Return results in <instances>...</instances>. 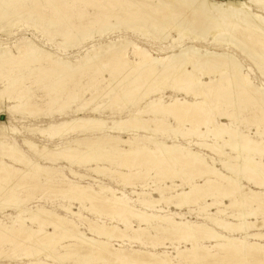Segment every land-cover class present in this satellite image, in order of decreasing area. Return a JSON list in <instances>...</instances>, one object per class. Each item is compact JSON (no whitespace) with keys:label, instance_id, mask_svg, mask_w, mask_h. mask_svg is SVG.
Here are the masks:
<instances>
[{"label":"bare ground","instance_id":"1","mask_svg":"<svg viewBox=\"0 0 264 264\" xmlns=\"http://www.w3.org/2000/svg\"><path fill=\"white\" fill-rule=\"evenodd\" d=\"M109 1L112 10L117 5L115 1H121L122 4L119 5L120 7L117 6V9L119 7V10L123 12L122 14L130 17V20L127 21L122 18L118 19L116 25L124 23V21L134 20L141 21L142 25H146L149 22L155 30L153 29L154 32L152 31V33L149 31L148 35L156 40H168L173 33H177L178 37L176 42H181L184 37L191 36L196 41L205 42L211 40L219 46H227L229 50L234 47L264 74V0H237V2L232 0ZM44 2L51 8H57L59 1L45 0ZM74 2H76L75 4L81 3V7L99 9L101 17H106V15L108 17L109 15L106 12L107 6L102 5L101 0H74ZM12 7H17L22 12H25L28 18L34 17L35 19H32L31 22L37 24V26H39L37 20H41L43 17L47 18L45 11L44 14L43 12L41 13L43 6L39 0H0V34L2 32L6 34L9 32V29L6 30L2 22L6 20V14H8L6 9H12ZM70 8L73 9L75 7L70 6ZM84 16L81 15L78 18V22L75 23L70 21L66 16L62 19L66 20V25L70 29H75L77 26L85 27L90 22L94 24L99 21L95 18V20L89 19L87 22H84V19H82ZM8 20L10 21V19ZM55 22L57 21L55 20ZM103 28L101 29L102 31ZM95 32L91 34L93 35ZM123 42L126 45L125 49H118L120 52L115 51L111 58L112 60L118 61L117 69L114 70L119 75L118 79H113L107 87L104 86L105 89L99 90L96 94L93 93L94 95L79 110L85 111L89 106L105 97L110 102H115L116 100L127 101L131 102L134 106L136 104L138 106L143 100L147 99L148 101H146L145 106L139 107L131 118L126 120L122 119L115 123L112 121L114 123L113 130L122 132L130 128L136 132L140 130L153 135L161 133L163 136L168 134V132H172L176 138L182 137L183 139L187 135H194L198 138H210L214 141L213 143L198 141L195 143V146L202 150L212 151V153L217 155L224 154V148L229 147L235 153V156L228 154L225 160H220L223 168V171H221L217 168V160L213 157H210V161H208L201 153L186 148L179 143L169 144L159 142L147 136L133 140H124L121 136L109 137L107 135L109 137L107 139L105 138L106 136L95 138L97 139V141H94V143L96 142L95 144L89 143L95 140H91V137H85L83 139L75 138L68 145L60 146L58 149H50L28 139H24V145L33 155L53 163L58 160H67L69 162H76L77 160L81 162L83 160L85 164H87L86 162H94L96 155H85L89 152V148L91 150L97 148V151L103 152L105 156L106 153L112 156H119V159L125 160V164H123L125 167H134L137 164L135 161L139 157H145L150 162L156 160V170L160 171L166 168L169 175L171 173L169 170H173L174 172L172 173L179 179L181 177L183 178V175L188 176L190 179L187 182L189 190L166 187L169 190L168 192L162 188L158 190L154 189L153 192L160 194V198L157 199L152 193L134 192L138 196H148V199H138L142 209H136L125 201L126 199L128 200L126 194L121 193L122 196H120L119 191L113 188L101 186L100 190L96 191L93 187L81 186L72 182L66 183V185L62 178L52 180L53 182H58L57 188L66 198L79 201L82 205L85 203L90 204V207L87 208L86 205L85 207L89 212L91 210L92 213H97L100 210L98 206H100L104 212L112 215V218H118L123 227L115 224L108 225L102 221L100 224L94 223L88 216L80 212H75L70 205H61L59 208L62 212L72 215L76 220L48 211L43 206H37L35 210L26 209L23 206L24 201L20 198L21 196H18V193H11L9 195L11 197L10 200L15 201V203L12 204V202H6L4 200L5 202L0 204V208L6 209L7 207L8 209V207L15 206L16 209H19V215L16 217L17 220L13 221L12 225L7 227L0 225V234L5 236V238L11 239L17 248L21 246L24 254L14 253L8 259L15 258L19 261V263L12 264H49L46 261L47 259L54 261L55 264H65L66 259H74L75 256L77 257L78 254L83 253L85 259L91 260L93 258V260L101 261L102 264H174L169 257V252L155 254L134 249L119 250L115 249L113 244L111 245V242L125 240H130V242L132 241L134 243L141 242L148 234L149 229H154L157 237L167 236L170 239H174V241L185 240L186 242H192V248L190 249L186 248L180 251L177 248L175 259H191L197 262L211 260L214 256H208L207 252L210 251L212 246L208 247L200 244L199 239H202L214 242L215 245L213 247L219 248L220 252L225 253V255H240V257H254L256 260H263L264 245L260 244V242H264V233L260 230L264 228V220H259L257 217L259 214L264 213V191L253 190L243 184V181L253 185L255 188L264 189V129L261 130L264 127V87L258 86L252 80L251 74L245 72L243 63L229 52L204 50L194 45H189L175 54L158 57L152 54L149 49L140 46L134 41L124 40ZM130 46H133L132 56L135 58V65H132L127 55L128 47ZM15 48H17L21 58L19 60L21 62L18 64L17 61L14 63L13 60L16 58H12L10 49H0V70L6 72V74H0V76L2 81L5 80L7 82L3 94L11 95L13 92H17V85L19 86V84H17L16 79L11 78L10 74L14 67H17L16 65L20 66L22 63H28V65L36 64V67L29 68V72H32L36 76L34 82L37 80L42 81V78L39 76L40 74H46L47 78L49 74L54 75L60 80L67 77L69 73L73 74L76 70L71 61L54 57L50 52L41 49L34 40L28 39ZM96 56L94 55L90 59V64L95 62ZM95 66L97 67V64ZM99 69H102V67H99ZM113 75L114 72L111 73V76ZM202 77H205V80ZM75 80L77 81V79ZM139 80L142 85L144 83L151 87L152 84H157L159 90L161 88L165 91L167 87H170L169 80H171L173 83L171 88L182 92L187 97L184 99L175 97L170 102H166L163 97L157 99L151 98V95L157 91L153 89L145 90L142 85H137ZM61 85L62 87L65 86H63V83ZM62 87L61 89H63ZM124 87H126V90H123ZM18 90L20 91L17 94L15 93V96L12 98L18 105L12 107L11 111L23 109L24 113L27 112L33 115V117L38 118L39 108L33 99V95L31 96L29 93L30 85L29 87L24 85ZM229 90L231 92L237 91L243 96L239 100L248 101L256 108V113L260 117L259 123L257 124L261 127L259 128L261 131L257 130L255 134L260 136V140L253 139L251 133L245 134L238 128L219 123L214 117H212L213 119L209 118L211 110H208L207 101L216 99L215 96L218 92H226L227 96V91ZM57 91L55 92L56 94ZM76 94L78 95V93ZM189 97H192V100H188L187 98ZM201 97H204L205 100H200ZM233 98L235 99L237 97ZM66 100L70 101V99ZM229 100L231 101L233 99ZM65 103L67 106V102ZM99 108L101 106L98 104L97 107L92 108V112H96ZM253 113L255 114V112ZM220 115L227 118L239 117V113L225 114L220 112ZM146 117L149 119H145ZM170 118L176 120L183 127L185 124H190L192 128L190 127L187 131L180 127L173 128L167 122ZM201 126H204L205 129H201ZM106 128V120H100L94 117H79L71 121H63L56 126L51 125L49 129H24H27L31 135L37 134L44 137V135L48 134L51 138L58 139V137L64 134L66 135V133L83 135L93 130L105 131ZM219 142H223V145L219 144ZM119 143L120 145L121 143L126 144L130 148L128 150L122 149ZM149 144L153 145V147H149ZM256 156L260 157V159L258 160ZM0 157L11 162V164H8L0 161V182L9 180L8 185L12 186V188L18 184V180L16 181L14 179L15 173L19 172L21 175L23 172L16 169L15 166L17 165H23L24 167L33 169L35 172L33 174L36 175L32 177L33 184L25 183V185H21V188L28 185L36 187L35 184L41 182L37 181L36 178L39 179L37 176L42 174V172L47 173L48 178L49 174L52 177L56 173L55 170L52 172L50 171L52 169L43 168L40 164L34 162L18 147L17 143H0ZM129 159L133 160L129 161ZM179 167L181 168L180 171H178ZM72 173L81 179L86 178L84 175H78L75 172ZM22 175L26 176V174ZM194 176L204 178L205 183L193 184L191 181L195 179L193 178ZM124 178L126 179L127 175H124ZM48 180L47 182L50 181ZM146 185L144 187L142 186L144 190H147ZM14 191L17 192L16 189ZM202 198L206 201L208 200L206 205L201 206L204 209L203 211L217 206L216 212L210 214V217H208L215 229L209 228L204 224L187 221L184 214H160L162 209H159V205L162 203H169L175 207H189L190 204H195ZM227 199L230 201L229 204L225 202ZM253 202L257 206L255 208L253 207L250 211L245 210L249 206L248 204ZM231 209H237L238 211L229 213L228 211ZM155 211L157 213H154ZM100 213L101 210L98 214ZM225 217L231 218L233 221H229ZM132 220L137 221L138 229L135 228ZM19 221L24 225L20 227H18L19 225H14ZM78 222L81 225H86L89 233L81 230ZM36 225H38V229L35 228ZM46 226H50L53 231H46ZM232 232L240 233L245 239L237 237L231 238L226 235V233ZM248 239L254 240L255 242L251 243ZM59 240H66L70 243L62 248L66 253L63 257L55 250ZM153 246L155 247V245ZM75 247L76 250L73 249ZM40 252H47V258L45 260L37 258ZM77 261L75 262L76 264H87L86 262Z\"/></svg>","mask_w":264,"mask_h":264},{"label":"rangeland","instance_id":"2","mask_svg":"<svg viewBox=\"0 0 264 264\" xmlns=\"http://www.w3.org/2000/svg\"><path fill=\"white\" fill-rule=\"evenodd\" d=\"M39 1L42 3V6L44 8V9L43 8L41 9V13L43 12L44 14V11H45V16L47 15V18L43 17L41 20L40 19L37 20L39 26L31 22L32 19H35L34 17L28 18L27 14L25 12H22V10H20L19 8L12 7V9H6L7 10L6 12L8 14H6L7 15L6 20L2 22V24L5 25L6 30L9 29V32L7 34L3 32L0 34V49H4V50L10 49L9 51H11L12 53V58L13 57L16 58L13 60L14 63L15 61H17V64H18L21 62L19 61L21 60V58H20L17 48L15 47H17V45L25 42L28 39L34 40L41 49H44L47 52H50L51 54H53L54 57H60L65 60L71 61L73 64V67H75L76 70L74 71L75 74L73 73L74 75L72 73H69L67 77H64V79L62 78L60 80L56 78V76L54 75L49 74L48 75L49 77L47 78L46 74H40L39 76L42 78V81L37 80L36 82H34L36 80V76L33 75L32 72H29V68L36 67L35 66L36 64L28 65V63L27 64L22 63V65L20 64V66L16 65L17 69L12 65L14 67L13 71L14 70L15 71L14 72L12 71L13 74L11 72L10 76L11 78L16 79L17 84H19V86L17 85V88L20 89L24 85H27L29 87L30 85L29 93L31 96L33 95V99L35 100V102L38 105L37 107L39 108L38 118L33 117V115L27 112L24 113L23 109L11 111L12 107L18 105V103L12 100V98L15 96V93L17 94V92L20 90L17 89V92H13L11 95L3 94L6 89L7 82L5 80L2 81L1 76H0V143H17L18 147L26 155H28L29 158H31L34 162L40 164L43 168L52 169L50 170L52 172L53 170L56 171V173L52 175L54 179L50 176V174L48 178V174L42 172V174H39L37 176L39 177V179L36 178L37 181H41L35 184L36 187H32L31 185H28L26 187L21 188V185H25V183L33 184L34 181L32 177L36 175L33 174L35 172L31 168H27L26 166L25 168L23 165L15 166L16 169L21 170L24 173L22 172L21 175L19 172L15 173L14 179L16 181L18 180L17 181L18 184L17 186H14L13 188L12 186L8 185L9 180H7L6 182L5 181L0 182V204L4 203L5 201L12 202V204H14L15 201L10 200L11 197L9 195L11 193H18L17 195L21 196L20 198L24 201L23 206L26 209L35 210L37 206H40V207L43 206L48 211H51L53 213H58L63 216H67L69 219L76 220V218H74L72 215L62 212L61 209L59 208V206L61 205H70L73 207V210L75 212H80L83 215L88 216L89 219H91L94 223L100 224L102 221V222H106L108 225L115 224V225H119L123 227L120 224L118 218H112L113 216L109 215L108 212H104L100 206L98 207L101 210V213H102L101 216H100L101 213L98 214L100 210H98L97 213L96 212L92 213L91 210L89 212L87 208L91 206L90 204L85 203L84 205H82L79 201H76L74 199L70 200L66 198V196H64L58 190L57 188L58 182L56 181L53 182L52 180H56V179L59 180L62 178L64 179L65 184L72 182L75 184H79L81 186L93 187V189H95L96 191L100 190L101 186L113 188L119 191L120 196H122L121 193L126 194L128 196V200L126 199L125 201L128 202L129 205H131L132 207L136 209H142L141 203L138 199H142V198L148 199V196H144V197L138 196L137 194H134V192L152 193V195L157 199V198H160V194L153 192L154 189L158 190L162 188L165 190L166 187H171V188L189 190V187L187 186V182H189L190 179L188 176L183 175V178L181 177L179 179L178 177L174 175V173H172L174 172L173 170H169L171 172L170 175L168 174L169 172L166 168H163L160 171L156 170L157 169L156 160H152L150 162L148 161L149 159L146 160L145 157H139L138 159H136L135 163L137 164H135L134 167L132 166L125 167L123 165L125 164V160L119 159L118 158L119 156L117 155L112 156L111 154L110 156L108 153H106V156H105L103 152H98L97 148L95 149L93 148L92 150L89 148V152L85 155L87 156L96 155V160L94 162L93 161L86 162L87 164H85V161L83 160H81V162L80 160H77L76 162H69L67 160H58L57 162L53 163V162L41 159L33 155V153L24 145L23 143L24 139H28L40 146L42 145L50 149H58L60 146L68 145L75 138L83 139L85 137L86 138L91 137V140H92L97 137L102 138L104 136H106L105 137L106 139L109 138L110 136L111 137L121 136V138L124 140H128V139L133 140L135 138L147 136V137H152L159 142H166L169 144L179 143L186 148H190L194 150L195 152L201 153L202 155L205 156V158L208 161H210L209 160L210 157H213L217 160V168L223 171V168L220 164V160L221 159L225 160L228 154H230L231 156H235V153L232 152L231 149H229V147L228 148L225 147L223 150L224 154L217 155L215 153H212V151L202 150L198 148L197 146H195V143L198 141L213 143L214 141L210 138H200V137L198 138L197 136H194V135L193 136L187 135L186 138L183 139L182 137L176 138L172 132H168V134L163 136L161 133L153 135L151 133H145L140 130L136 132L130 128L127 129V131L123 130L122 132L113 130L114 123L116 121H119L122 119L126 120V119L131 118L139 107L145 106L146 101H148L147 99L143 100L138 106L137 104L136 106H134L131 102H127V101L116 100L115 102L114 101L110 102V100L105 97L101 100H98L96 103L92 104L91 106H89V108L85 111L79 110V108H81L86 103V101L92 97V95L96 94L99 90L105 89V87H107L110 81H112L113 79H118L119 75L115 73L114 71L117 69L116 67L118 66L117 64L118 61L112 60L111 58L113 57L112 55L115 53V51L120 52V50L125 49L126 45H125V42H123L124 40L134 41L140 46L149 49L152 54L158 57L175 54L179 52L180 50H182L184 47L189 46V45H194L204 50L206 49V50H215V51H221V52H229L233 54L235 57H237L243 63L245 67V72L251 74L252 80L258 86L264 87V74L261 73L258 67H256L253 63H251L250 60L246 58L242 53H240L236 48L232 47L229 50L227 46H219L217 44H214L211 40L205 41V42L196 41L191 36H187V37H184L181 42H176V39L178 37L177 33H173L172 36L168 40H163V39L156 40L153 37L148 35L149 31L150 33H152V31L154 32L155 30L149 24V22L146 25H142L141 21H135V20L128 21L129 23L125 22L127 20H130V17L125 16L124 14H122L123 12L119 10V7H120L119 5L122 4L121 1L116 2L114 0L115 3H117V5H115L114 6L115 8L113 7V10H112V7H110L109 0H101L102 5L107 6L106 12L109 14L108 17L107 15L106 17H101L99 13L100 12L99 9H95V8L93 9L92 7L91 8L81 7L80 6L81 3L77 2L79 5L75 4L76 2H74V0H67V1L66 0H55L57 2L59 1L57 4L58 5L57 8L49 7L44 2L45 0H39ZM65 1L68 3H66ZM232 1L237 2V0H232ZM70 6L75 7V8L72 9L70 8ZM117 6H119L118 9H117ZM80 10L82 11V13ZM111 13H114V14H111ZM81 15H85L84 18H82L84 19L83 20L84 22H87L89 19L95 20V18H97L99 21L95 22L94 24L90 22V24L89 25L87 24L85 27L77 26L75 29H70L66 25L67 24L66 20L62 19L64 18V16H66L70 21L75 23V22H78V18ZM121 18L125 20L124 23H121L122 25L121 24L116 25L117 20ZM8 19H10V21ZM55 20L57 22H55ZM102 28H103V31L101 30ZM91 31L92 32L96 31L95 33L97 35L95 33H93L92 35ZM79 32L81 36L79 35ZM79 40H82V41H79ZM128 48L129 49L127 51V55L129 57V60L132 63V65H135L134 64L135 58L132 56L133 46L132 47L130 46ZM95 53L97 54V56ZM94 55L96 56V59H95V62L91 63L92 64L91 65L89 62H90V59H92ZM17 56L19 57L17 58ZM96 64H97V67L95 66ZM99 67H102V69H99ZM110 72L111 73L114 72V75L111 76ZM0 74L3 75V74H6V72H4L3 70L2 71L0 70ZM21 77L23 80L21 79ZM202 78L205 80V77H202ZM75 79H77V81ZM213 79H215V77H213ZM61 83H63V86L64 85L65 86L62 87ZM68 83H71V84H68ZM138 84L142 85L140 80L139 82H137V85ZM169 85L170 87H167L166 91L162 90L161 88L159 90V87L157 88V84H154V85L152 84L150 87L148 84L146 85L143 83L142 86L144 87L145 90L153 89L157 91L155 94L151 95V98L157 99L159 97H163L166 102H170L171 99L175 97H179L182 99L187 97L182 92L176 91L175 89L171 88V85H173L171 80H169ZM61 87L63 89H61ZM46 88L48 89L50 88V89L48 90ZM56 90L59 91V94H58V91H57V94L55 93ZM67 90L69 91L67 92ZM123 90H126V87H124ZM232 92L230 90L227 91V96H226V92L225 93L218 92L215 96L216 99L207 101L208 110L209 109L211 110L209 118L213 119L212 117H214L217 120V122L226 124L229 127L238 128L239 130H241V132L245 134L251 133V137L253 139L260 140V136L255 134L257 130L261 128L257 124L259 123L260 117H259V114L256 113V108L253 107L254 105L248 101L239 100V98L241 99V97L243 96H241L237 91H232ZM76 93H78V95ZM232 95L233 97H237L238 99L237 98L234 99ZM224 96H225V99H224ZM227 98H228V102H227ZM66 99H70V101ZM187 99L192 100V97H189ZM229 99H233V100L230 101ZM200 100H205V98L201 97ZM65 102H67V106ZM98 104L101 106V108H99L96 112H92L93 110L92 108L97 107ZM104 105L107 107H105ZM233 105L235 106V108ZM220 112L225 113V114L239 113V117L238 118H235V116L234 118L233 117L227 118L224 116L222 117L220 115ZM253 112H255V114ZM79 117H85V118L94 117L100 120H106L107 128L105 131H98V130L94 131L93 130L83 135L66 133V135L64 134L63 136L58 137V139L51 138L48 134L44 135V137L37 135V134L31 135L27 131V129L26 130L24 129V128L49 129L51 125L56 126L63 121H71L72 119L79 118ZM145 119H149V118L146 117ZM175 121L176 120H174L173 118H170L167 120V122L170 123L171 127L173 128L180 127L186 131L190 127L192 128L190 124H185L183 127V125H180L177 123V121L176 122ZM201 127H202L201 129H205L204 126H201ZM263 129L264 127L261 128V130ZM94 141H97V139L92 140L89 143L95 144L96 142L94 143ZM219 144L223 145V142H219ZM149 145H150L149 147L151 148L153 147V145L151 144ZM119 146L125 150H128L130 148L128 145L122 144V143L121 145L119 143ZM102 157L104 158V160ZM256 158L258 160L260 159V157L258 156H256ZM131 160L133 159H129V161ZM0 161L11 164L9 160L3 159L1 157H0ZM102 168L103 170H101ZM180 170L181 168L179 167L178 171ZM72 172H75L78 175H84L86 176V178L81 179L78 176H75ZM16 174L18 175V177ZM22 174H26V176ZM120 175L122 178L120 177ZM124 175H127V178L129 180L127 178L123 179ZM128 175H130L131 178L128 177ZM139 175H142V176H139ZM193 178H195L193 179V181H191L193 184L194 183H197V184L205 183V179L200 176H194ZM47 180L49 182H47ZM243 184L252 188L253 190L260 191V192L264 191V189L255 188L253 185L247 184V182L243 181ZM145 185L147 186L146 188L147 190L143 189ZM15 189L17 190V192L14 191ZM167 191L169 192V190ZM4 194H6V196H4ZM1 195L3 198L1 197ZM207 202L208 200L206 201L205 199L202 198L200 201L196 202L195 204L193 203L190 204L189 207H175L174 205L172 204L170 205L169 203L168 204L162 203L159 205V209H162L160 214H163V215H168L170 213L184 214L187 221H190L192 223L204 224L208 226L209 228L215 229L214 226L211 224L210 220L208 219V217H210V214L216 212L217 206L208 208L206 209L207 211L206 210L203 211L204 209L201 206L206 205ZM209 202H212V201H209ZM225 202L227 204L230 203L228 199L225 200ZM85 205L87 206V208L85 207ZM248 205L249 206L246 207L247 209L245 208V210L247 211H250L253 209V207L255 208L257 206V204L254 202L249 203ZM237 211H238L237 209H231L228 212L232 213V212H237ZM18 213H19V209H16L15 206H12L11 208L8 207V209L7 207L6 209L0 208V225L3 227L12 225L13 221L17 220L16 217L19 215ZM154 213H157V212L155 211ZM263 214L262 213L259 214L257 219L264 220ZM225 219L229 221H233V219L228 218V217H225ZM132 222L135 228L138 229L139 226H138L137 221L132 220ZM78 223H79V227L81 228V230L89 233L86 225L84 224L81 225L80 222ZM14 225H17V226L19 225L18 227H20V226H23L24 224L21 223V221H19L18 223ZM35 228L38 229V225H36ZM45 230L53 231V229L50 226H46ZM260 231L264 233V228L261 229ZM226 235L231 238L237 237L240 239H245L243 235L237 232L226 233ZM146 236L141 241L143 242L145 240L143 243L141 242L134 243L132 241L130 242V240H125V241L111 242V245L113 244V247L119 250L134 249V250H138L141 252L143 251V252H150V253H155V254L161 253V252L162 253L169 252V257L174 264H179V263L180 264H264V259L256 260L254 257L247 258V257H240V255L239 256L238 255H228V254L225 255V253L220 252L219 248L215 247L216 248L215 249L213 247L215 245L214 242L210 240H202V239H199L200 244H204L205 246H208V247L212 246L210 251L207 252L208 254L206 253L208 256H214L211 260H208L206 262L202 260L201 261L202 263L193 261L191 259L190 260H186V259L179 260V259H175L177 255V248L180 251H183L186 248L190 249L192 248V244H191L192 242H186L185 240L174 241V239H170L167 236H162L163 238L160 236L157 237L154 229H149L148 234ZM248 241L251 243L255 242L254 240H251V239H248ZM152 243L153 245H155V247L152 245ZM69 244L70 243H68L66 240H59V243L57 244L56 249H55L56 252L63 257L66 253H65V250L62 248ZM260 244L264 245V242H260ZM73 249L76 250V247ZM14 253L24 254V252H22L21 246L17 248L11 239L5 238V236L0 234V264L19 263V261H17L15 258L8 259V257L13 256ZM39 254L37 258L39 259L41 258V260L42 259L45 260L47 258L46 256L47 252L46 253L40 252ZM83 256L84 254L80 253L77 255V257L75 256L76 258L74 257L75 260L66 259L65 264H76L75 262L77 260L81 262H86L87 264H94V262L95 264H102V262L101 261L99 262V260L96 261V260H93V258H91V260L85 259ZM46 261L49 264H55V262L50 259L49 260L47 259Z\"/></svg>","mask_w":264,"mask_h":264}]
</instances>
